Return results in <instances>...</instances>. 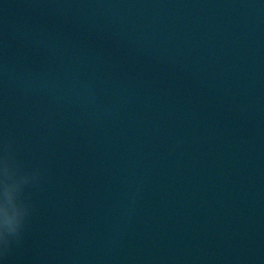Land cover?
<instances>
[{
  "label": "water",
  "instance_id": "1",
  "mask_svg": "<svg viewBox=\"0 0 264 264\" xmlns=\"http://www.w3.org/2000/svg\"><path fill=\"white\" fill-rule=\"evenodd\" d=\"M0 238L264 264V0H0Z\"/></svg>",
  "mask_w": 264,
  "mask_h": 264
},
{
  "label": "clouds",
  "instance_id": "2",
  "mask_svg": "<svg viewBox=\"0 0 264 264\" xmlns=\"http://www.w3.org/2000/svg\"><path fill=\"white\" fill-rule=\"evenodd\" d=\"M17 227L19 228L21 226L20 225H17ZM13 231H15V229ZM8 243H9V239H7V238H0V244H3L5 246H7Z\"/></svg>",
  "mask_w": 264,
  "mask_h": 264
}]
</instances>
